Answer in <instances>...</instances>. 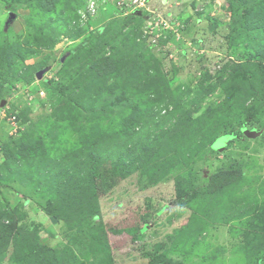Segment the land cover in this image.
Returning a JSON list of instances; mask_svg holds the SVG:
<instances>
[{
    "label": "rangeland",
    "instance_id": "obj_1",
    "mask_svg": "<svg viewBox=\"0 0 264 264\" xmlns=\"http://www.w3.org/2000/svg\"><path fill=\"white\" fill-rule=\"evenodd\" d=\"M118 6L117 0H0V53L9 44L29 50L0 62V164L6 141L26 134L29 146L37 145L22 161L21 149H30L16 146L10 170L0 169V239L8 241L0 264L47 251L51 264H264V43L231 33L238 20L230 0ZM103 27L95 59L110 56L118 79L136 78L143 60L155 59L158 87L182 91L189 123L177 126L173 117L157 129L160 137L145 124L154 139L147 145L121 127L114 135L120 107L92 85L99 100L84 99L85 111L58 103L51 87L68 85L61 66L69 52L83 41L94 46L90 38ZM26 67L31 84L21 80ZM205 73L211 83L224 77L197 102ZM228 73L234 77L226 79ZM226 92L231 107L220 120L225 128L195 145L189 133L203 129L197 118L210 117L203 111L224 104ZM237 92L245 94V106L236 102ZM136 104L123 102L125 124L138 126ZM56 107L64 108L59 127L52 119ZM20 112L25 121L19 126ZM64 120L76 124L64 122L60 129ZM241 122L246 138L237 130ZM81 124L84 131L75 127ZM225 133L232 137L224 148L216 151L223 136L210 150ZM91 135L95 162L77 165ZM49 206L61 219L46 212Z\"/></svg>",
    "mask_w": 264,
    "mask_h": 264
},
{
    "label": "trees",
    "instance_id": "obj_2",
    "mask_svg": "<svg viewBox=\"0 0 264 264\" xmlns=\"http://www.w3.org/2000/svg\"><path fill=\"white\" fill-rule=\"evenodd\" d=\"M245 0H230V6L229 9L234 17V19H237V22L231 23V33H233L235 36L241 35L243 38L247 37L250 39H256L261 38V44L264 43V0H250L249 4H245L243 2ZM12 8L15 6L13 4H10ZM134 14V13H133ZM230 23V22H229ZM103 28H99L93 35L90 40L94 41V46H90L87 42H81L76 48H74L71 52H69V58L65 60V62L61 66V71L65 76L68 77V85L65 86L63 84H57L55 83L53 87H51L53 94H55L56 98L58 100V103H64L65 109L69 106L74 109H78L81 112L85 111L83 108L84 99L89 101H93L94 104L95 100H99L98 96L96 95V91H93V87L97 88V92H100L102 99L104 98L107 102L112 101L117 104V106L120 107V113L117 118L116 124L117 127L113 128L112 132L115 134H121L124 131L128 135H139V139H144L147 145H149L154 139H151V135L149 134L148 129H144L143 126L145 124L149 125L150 127L154 129L153 136L154 137H160L162 134L161 131L157 132V129L160 128L161 124L167 123L170 119L173 117H176L175 125L180 126L183 123H189L190 122V116L191 111L185 108L183 105L182 100V91H176V93L171 92L169 89L163 90L160 89L158 86L161 85L160 83V72L159 75L155 73L157 71H153V64L156 65V61L153 58H146L141 63L142 68H138V76L136 78L133 77V74H129L124 79H118L117 76L114 74L113 71V62L110 60V56H107L105 59L98 60L95 59V55H93L95 50L99 49V46L95 44V39L97 34L101 33L103 31ZM250 41V40H249ZM251 44H253V41H250ZM264 45V44H263ZM103 46V44H102ZM3 50L0 53V62H6L10 63L13 58H15L17 55L22 57L25 53L29 50H21V49H13L10 44L5 45L2 48ZM262 51V50H261ZM12 57V58H11ZM137 57H140L138 55ZM142 58V57H141ZM140 58V59H141ZM139 59V60H140ZM23 60V59H22ZM21 60V61H22ZM79 64L77 66L76 64ZM73 65V66H72ZM71 67V68H70ZM237 68V64L233 67L231 72ZM28 67L23 71L24 76H21V80H23L28 84H31L33 81L34 76L30 72H27ZM108 71V72H107ZM111 72V73H110ZM230 73L226 74V79H231L234 77V75H231ZM224 74H221L217 81L215 83H219L220 80H223ZM85 78H87L85 80ZM210 75L205 73L203 78L198 84V89L195 94V98L197 102H200L202 98L207 94L208 91H205L207 88L210 89L212 86H215V83H211L210 81ZM136 83V84H135ZM137 84L142 85V87L136 86ZM92 85V86H91ZM212 85V86H211ZM77 88V89H76ZM160 90V92L158 91ZM129 90H133L132 92H129ZM225 90V89H224ZM234 96L237 100L236 102H240L243 106H245V94L237 92ZM226 100L230 98V93L228 95V92L225 93ZM134 100H136L137 104L134 106V111L136 114L135 122H137L138 126H130L129 123L130 120L126 118V115H122V109H123V102L130 103L133 105ZM168 105H170L171 110L168 109ZM183 105V106H182ZM236 105V103H235ZM231 107V106H230ZM228 100L221 105H218L214 110H212V113L210 114L209 109L204 110L203 112L207 114L209 113L210 117L208 115H205L204 117L197 118L201 119V123L199 125L203 126V129L196 130L195 127L192 129L194 132L189 133V139L195 143V145L203 144L205 141H209L211 139L212 135H214L216 132L219 133L223 128H225V124L223 121H220L223 116H227L228 110H229ZM64 108L61 107L59 110L58 107L55 108V114L54 118H51L56 121L57 127H59L58 119V113L61 112ZM197 109V108H195ZM165 110V111H164ZM23 111H26L23 109ZM163 111V113L161 112ZM22 112V111H21ZM17 114V121L19 125H23L25 119H23L22 113ZM203 113V115H204ZM186 120L184 121V119ZM84 119L88 122L89 118L87 119L84 117ZM195 119V120H197ZM192 121L193 122L195 121ZM75 122V120H72ZM70 120H64L61 122L62 129L64 122H71ZM220 123V124H219ZM74 125V123H73ZM142 125V126H141ZM191 125V124H190ZM119 126V129H118ZM78 127L79 131H84L83 125L76 126ZM121 127V132H120ZM118 129V130H117ZM185 130H188V128H184ZM237 130L241 133L242 138L244 137V134L242 131L245 132L249 131L246 130L245 125L243 122H241L237 126ZM151 131V130H150ZM170 131V128L167 129L166 134H168ZM120 132V133H119ZM26 134H24L25 136ZM223 135H232L229 133H225ZM223 135H220L216 137L211 142L212 144L215 142V140ZM19 136L17 139H11L9 141H6L2 144V165L0 164V169L7 168L10 170V162L12 159H14L15 155H19L17 152L18 149L16 146L20 148L26 147L30 149V152L28 154L25 153V150L21 149V161L22 158L25 160L27 157L32 156L35 154L37 150V145L34 143V145L29 146L28 139L26 137ZM94 137L91 135L89 139L85 138L84 141L88 144L85 146L84 149H87L85 154L83 155V152L81 154V158L77 161V165L88 162H95L96 153H98V150L93 149L95 147L94 143L92 146H89L90 142H92ZM35 142V141H33ZM89 147V148H88ZM147 147V146H146ZM210 148V147H209ZM20 150V149H19ZM210 150L215 151L210 148ZM18 157V158H19ZM17 158V159H18ZM15 161V160H14ZM16 167H18L16 165ZM50 206L47 207L45 210L46 212L53 213L54 216L61 219V214H57L55 212H52L50 210ZM10 229V228H7ZM2 230V229H1ZM8 241L1 240L0 239V249L2 245L4 246L7 244ZM13 245V244H12ZM13 252L17 254V249L15 247L12 248ZM42 254V252H41ZM41 254L37 258H33L30 261H23L18 260L16 264H51L52 260L49 259L50 253L47 251L46 254H42L44 258H41Z\"/></svg>",
    "mask_w": 264,
    "mask_h": 264
},
{
    "label": "built area",
    "instance_id": "obj_3",
    "mask_svg": "<svg viewBox=\"0 0 264 264\" xmlns=\"http://www.w3.org/2000/svg\"><path fill=\"white\" fill-rule=\"evenodd\" d=\"M146 2V0H117V4L119 5V8L124 9V7H127L129 10H136L141 8V6ZM143 8V7H142ZM159 17V16H158ZM159 23H163L166 28H170V23L166 20H164V18H160ZM157 24V22H156ZM42 93V92H40ZM11 119L14 120L15 116L12 115Z\"/></svg>",
    "mask_w": 264,
    "mask_h": 264
},
{
    "label": "water",
    "instance_id": "obj_4",
    "mask_svg": "<svg viewBox=\"0 0 264 264\" xmlns=\"http://www.w3.org/2000/svg\"><path fill=\"white\" fill-rule=\"evenodd\" d=\"M12 17H14V14H12ZM10 20H11V16H10V18L7 20V23L8 22H10ZM4 101V100H3ZM3 101H2V103H3ZM224 136V137H223ZM223 136H221V137H223V140H225V141H223L222 142V145L216 150V151H221L223 148H224V146H225V142L229 139V138H231L232 137V135H223ZM252 136H254V132L252 133ZM220 138V137H219ZM218 139V138H217ZM217 139L215 140V142L217 141ZM213 143L212 144V146L211 147H213L214 145H216L217 143Z\"/></svg>",
    "mask_w": 264,
    "mask_h": 264
},
{
    "label": "clouds",
    "instance_id": "obj_5",
    "mask_svg": "<svg viewBox=\"0 0 264 264\" xmlns=\"http://www.w3.org/2000/svg\"><path fill=\"white\" fill-rule=\"evenodd\" d=\"M14 116H15V118H16V115H14ZM19 126H20V125H19ZM13 129H15V127H14V126H13ZM13 129H12V130H13ZM212 149H213V148H212Z\"/></svg>",
    "mask_w": 264,
    "mask_h": 264
}]
</instances>
